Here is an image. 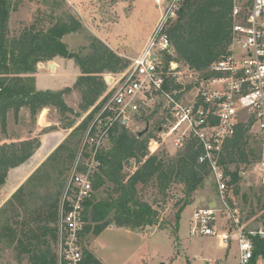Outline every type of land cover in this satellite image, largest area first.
I'll return each mask as SVG.
<instances>
[{"label":"trees","instance_id":"1","mask_svg":"<svg viewBox=\"0 0 264 264\" xmlns=\"http://www.w3.org/2000/svg\"><path fill=\"white\" fill-rule=\"evenodd\" d=\"M17 4L0 0V188L9 170L25 162L40 146L38 137L6 141L10 115L17 120L26 109L35 118L47 106L56 108L62 118L69 113L79 117L80 112L91 110L75 127V119L63 125L74 128L0 207L1 243L13 247L19 260L26 256L29 264H58L55 221L58 222L61 198L69 179L67 172L77 160L99 108L95 104L107 89L104 74L121 72L130 62L95 35L90 37L88 52L71 50L63 41L64 35L83 28L73 14L56 16L54 11L44 12L11 36L8 22ZM233 6L234 0H183L168 28L176 59L207 76L209 66L229 53ZM56 56L76 60L81 73L75 84L61 90L37 89L35 75L39 64ZM73 89L81 93L80 112L66 102V95ZM155 130L139 135L128 128L115 127L108 144L99 149V165L93 177L94 191L99 195L94 193L86 202L82 241L89 235L98 236L112 224L132 230L159 224L158 208L141 195V190L149 185H154L162 197H167L174 183L184 186L187 198L177 212L179 228L181 212L191 203L192 194L211 176L210 168L198 161L201 148L194 139L173 156L149 154L148 143L155 137ZM250 130L251 122L239 123L224 145L222 165L236 194L240 191L242 166L261 157L254 146L258 140L252 138ZM132 159L139 165L129 173L125 167ZM257 202H262V195H258ZM253 241L254 257L249 264L264 259V238L256 236ZM82 264L105 263L84 248Z\"/></svg>","mask_w":264,"mask_h":264},{"label":"built area","instance_id":"2","mask_svg":"<svg viewBox=\"0 0 264 264\" xmlns=\"http://www.w3.org/2000/svg\"><path fill=\"white\" fill-rule=\"evenodd\" d=\"M166 1L141 52L123 71L105 76L107 89L95 104L99 108L61 198L58 264H82L81 232L86 202L94 194L99 149L115 127L137 132L134 127L153 115H160L162 122L155 130L158 137L148 143L150 154L167 141L181 149L194 139L201 148L198 161L209 166L217 186L220 206L197 208L190 234L216 237L226 248L236 240L240 264H249L254 257L253 238H264V221L247 228L240 210L230 202L233 186L222 165L224 145L239 123L251 122V129L256 127L264 140V0H234L229 53L209 66L207 76L176 59L168 28L183 0ZM254 168L261 178L264 203V144ZM4 202L0 198V206Z\"/></svg>","mask_w":264,"mask_h":264},{"label":"rangeland","instance_id":"3","mask_svg":"<svg viewBox=\"0 0 264 264\" xmlns=\"http://www.w3.org/2000/svg\"><path fill=\"white\" fill-rule=\"evenodd\" d=\"M12 1H17L18 4L16 9L11 11L8 22L11 36L18 34L25 24L41 14L44 15V12L54 11L56 16H63L66 13L73 14L81 20L83 28L78 32L64 35L63 41L71 50L88 52L90 37L95 35L129 62L141 52L153 25L167 5L166 0ZM60 57L61 59L58 60L61 62L54 71L50 66L39 70L38 85L41 83L40 86L44 90H61L72 87L81 73L74 58ZM111 73L106 72L104 77ZM189 80L191 78H188ZM189 91L191 92L192 89ZM66 102L75 111L80 112L81 93L73 89L66 95ZM43 110L44 108L37 115L42 116V119L48 112V109L44 112ZM88 113L89 111L80 112L79 117L69 113L65 118L60 115L57 118L60 119L61 127L66 122L75 119V127ZM161 122L160 115L149 116L134 129L139 132L149 124V129L145 133L147 134L156 129ZM33 124L34 118L26 120L22 116L16 120L12 115L9 118V130L18 135L28 132ZM74 127L71 129L73 130ZM154 134L157 138L156 131ZM250 134L253 139L258 140L254 146L261 154L264 144L261 132L254 127L250 130ZM107 144L108 141L105 145ZM178 150V147L167 141L155 153L162 156H173ZM138 165L139 163L132 159L126 165L125 171L131 173ZM254 165L255 162L242 166L239 195L235 200L230 199L231 203L240 210L242 220L247 225L250 224L248 227L259 226L264 220V206L257 202L261 178L255 171ZM73 166L70 168L71 171ZM70 170L67 172L68 178L71 174ZM254 189L257 190L255 196ZM94 193L99 195L98 191ZM141 195L158 208L159 224L137 230L112 224L98 236L89 235L83 241L81 240L82 249L88 248L105 264H240L236 240L232 241L229 248H225L219 244L216 237L190 234L191 218L197 208L220 206L217 186L212 176L207 177L204 184L192 194L191 203L181 212L178 229L176 227L177 212L187 198L182 184L174 183L167 197L160 196L154 185L143 188ZM7 200L0 207L4 206ZM35 224L31 222L32 226ZM0 264H29V261L26 256L19 260L13 247L0 242ZM260 264H264V260Z\"/></svg>","mask_w":264,"mask_h":264},{"label":"crops","instance_id":"4","mask_svg":"<svg viewBox=\"0 0 264 264\" xmlns=\"http://www.w3.org/2000/svg\"><path fill=\"white\" fill-rule=\"evenodd\" d=\"M58 59H61V57L56 56L51 61L43 62L39 64L37 70L38 73L36 72L37 74L35 75L37 89L40 90L44 89L40 86L41 83L38 85V83L40 82L39 79L37 78V76L39 75V70L46 66L47 67L50 66V68L53 69L54 71L61 62V61L59 62ZM51 64H53V66H51ZM44 109H48V112L45 115V117H43L42 119V116H36L34 118V124L32 125V128L28 130V132L18 135L17 133H11V131L9 130V136H6V141L8 142L17 141L19 139H30V138L38 137L40 140V146L36 149V151L32 154V156L28 158L25 162L9 170L5 184L0 188V196H1L0 198L2 199L7 200L8 198H10L11 195L17 190V188L23 182H25V180L48 158V156L65 140V138L69 135L70 131L72 130L71 128H64L59 125L60 119L57 118V116H59V113L56 108L52 106H47ZM22 116H24V119L26 120L31 119L30 112L26 109H24L20 113V117ZM53 126L55 127L53 128ZM256 193L257 190L254 189V193H253L254 196ZM257 194L258 195L262 194L261 182H260V189H258ZM238 195L239 193L236 194L234 191H232L231 193L232 200H235V198L238 197ZM261 203L264 206V203L263 202ZM244 224L249 229L258 227V226L248 227L250 224L247 225L246 222H244ZM262 260L264 259L260 258L257 264H260Z\"/></svg>","mask_w":264,"mask_h":264},{"label":"water","instance_id":"5","mask_svg":"<svg viewBox=\"0 0 264 264\" xmlns=\"http://www.w3.org/2000/svg\"><path fill=\"white\" fill-rule=\"evenodd\" d=\"M0 35H1V27H0ZM51 66H53V64H51ZM44 111H45V109L43 110V112ZM148 129H149V125H147V127L144 130L139 131V135L145 134L148 131Z\"/></svg>","mask_w":264,"mask_h":264}]
</instances>
